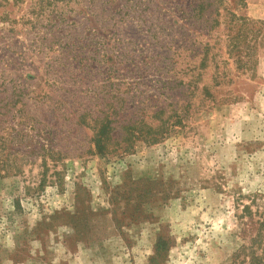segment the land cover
Here are the masks:
<instances>
[{"label":"rangeland","instance_id":"obj_1","mask_svg":"<svg viewBox=\"0 0 264 264\" xmlns=\"http://www.w3.org/2000/svg\"><path fill=\"white\" fill-rule=\"evenodd\" d=\"M254 194L264 0H0V264H231Z\"/></svg>","mask_w":264,"mask_h":264},{"label":"trees","instance_id":"obj_2","mask_svg":"<svg viewBox=\"0 0 264 264\" xmlns=\"http://www.w3.org/2000/svg\"><path fill=\"white\" fill-rule=\"evenodd\" d=\"M239 18L231 15L233 26L237 25ZM110 121L102 120L98 124L99 130L94 136L92 142L97 150L102 149L109 128ZM156 138L151 140L152 143ZM248 200V204H243L242 200ZM237 201L240 205L236 214L237 230L236 236L239 241V246L232 255L231 264H264V196L251 195L247 197L239 196Z\"/></svg>","mask_w":264,"mask_h":264}]
</instances>
